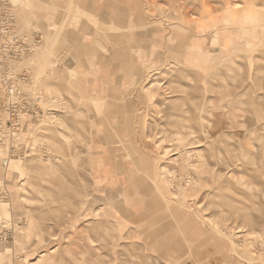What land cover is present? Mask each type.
Returning a JSON list of instances; mask_svg holds the SVG:
<instances>
[{
  "label": "rangeland",
  "instance_id": "1",
  "mask_svg": "<svg viewBox=\"0 0 264 264\" xmlns=\"http://www.w3.org/2000/svg\"><path fill=\"white\" fill-rule=\"evenodd\" d=\"M156 1H170L171 7H159L158 14L151 16L164 19L173 28L183 23L193 30L203 19L227 15L226 9L242 13L231 14V19H243L244 7H238L241 4L252 5L264 15V0ZM64 2L67 8L62 7ZM12 3L17 34L29 41L39 36L42 43L30 56L9 63L8 71L1 67L0 57V264H51V257H41L54 249L48 242L51 236L47 230L61 222L60 218L69 219L70 194L88 187L84 182L76 184L74 177L85 175L92 154L94 120L102 116L103 106L88 101L78 88L91 62L85 51L90 40L82 39L85 34H76L83 27L71 19L74 0ZM61 11L66 12V17L57 22L54 18ZM259 23L264 27V21ZM140 29L146 30L132 25L125 32ZM259 64L250 61V80L264 77V71H258ZM175 75L173 71L165 77L171 83ZM153 79L152 73L145 75L137 94L146 96L156 90L161 93L168 85ZM12 86L15 92L11 94ZM191 90L186 87L184 96L189 97ZM225 90L217 88L215 92L210 83L201 88L200 102L193 94L199 105V121L195 119L197 111L192 100L183 105L189 112L184 136L171 138L166 134L169 129L165 127V114L170 104L160 108L156 105V109L151 105L152 110H146L144 127L157 145L150 149L157 150L140 153L148 163H144V176L152 179L137 182L135 187L146 200L160 203L151 210L157 213L148 216L146 230L141 234L152 231L150 236L161 241L162 246L153 251L156 255L142 250L138 259H130L131 264H167V239L173 253L181 256L179 261L168 264H264V103L245 105L243 99L232 103V97L227 98L231 103H214L213 96L219 97ZM161 95L168 102L171 98L165 97L176 94ZM173 107L180 117V112L175 111L177 105ZM150 113L160 121H151ZM219 113L229 122L228 128L220 127L221 132L215 126ZM244 120V131L251 134L227 135L229 129H236L237 123ZM172 130L177 129L173 126ZM119 154L129 159L138 156L126 151ZM94 186L93 183L91 187ZM170 204L173 212L168 216L161 208ZM129 254L122 252L123 264H130Z\"/></svg>",
  "mask_w": 264,
  "mask_h": 264
},
{
  "label": "crops",
  "instance_id": "2",
  "mask_svg": "<svg viewBox=\"0 0 264 264\" xmlns=\"http://www.w3.org/2000/svg\"><path fill=\"white\" fill-rule=\"evenodd\" d=\"M74 4L71 19L83 27L76 34H85L82 39L90 40L85 51L91 64L86 66L78 88L88 101L102 104L103 114L94 120L92 154L86 163L85 175L74 177L76 184L84 182L88 187L70 194L71 206L67 209L70 217L60 218L61 222L48 227L51 236L48 242L54 249L41 257H51V264H123L120 256L127 251L131 264L130 259H138L142 250L156 255L153 251L162 246L161 241L150 236L152 231L141 234L146 230L148 216L157 213L151 210H156L160 203L146 200L135 187L137 182L152 179L144 176L147 161L140 153L157 150L150 149L157 145L149 139V129L144 127L146 110H152L151 105L156 109V105L160 108L162 104H170L166 107L171 114H165V127L169 129L167 136L173 138L178 135V129L182 136L187 134L189 112L183 108L189 103L183 94L186 87L196 88L198 102L201 88L211 83L215 92L217 88L228 90L219 97L213 96L214 103H231L227 100L231 97L232 103L238 99H243L245 105L264 103V77L250 80L252 74L248 67L253 60L260 62L258 71H264V27L221 14L212 22L197 23L193 30L183 23H176L173 28L164 19L151 16L158 14L159 7H171L170 1L164 4L156 0H74ZM62 7L67 8V3ZM236 14L242 16V13ZM65 17L66 12L61 11L54 19L58 22ZM132 25L146 30L125 32ZM132 44L138 47H130ZM173 71L176 79L170 83L165 74ZM148 73L154 75L153 80L174 87L176 95H171L167 102L159 90L146 96L137 94ZM173 104L177 105L175 111L180 112V117L172 110ZM149 115L151 121H160L153 113ZM194 116L199 121L200 110ZM173 118L179 119V123H173ZM216 120L215 126L220 132L221 126L229 127L228 118L223 114L219 113ZM245 123V120L238 122L236 129H229L227 135L251 134L244 131ZM173 126L176 131L172 130ZM149 136H152L150 131ZM124 151L138 156L126 158L119 154ZM93 183L95 186L91 187ZM161 209L164 214L172 215V204ZM169 228L172 229V223ZM169 241H164V247L170 249L166 254L167 264L181 257L173 253Z\"/></svg>",
  "mask_w": 264,
  "mask_h": 264
},
{
  "label": "built area",
  "instance_id": "3",
  "mask_svg": "<svg viewBox=\"0 0 264 264\" xmlns=\"http://www.w3.org/2000/svg\"><path fill=\"white\" fill-rule=\"evenodd\" d=\"M41 37L35 36L32 40L22 38L17 34V16L12 0H0V57L1 67L5 71L10 69L9 63L21 60L34 53L41 45ZM6 84H11L8 77ZM11 94L15 89H11Z\"/></svg>",
  "mask_w": 264,
  "mask_h": 264
},
{
  "label": "bare ground",
  "instance_id": "4",
  "mask_svg": "<svg viewBox=\"0 0 264 264\" xmlns=\"http://www.w3.org/2000/svg\"><path fill=\"white\" fill-rule=\"evenodd\" d=\"M91 5V4H90ZM91 7V6H90ZM238 7H240V8H243V13H244V16H243V20H246L248 23H250L251 25H256L257 23L258 24H261V23H259V22H263L264 21V15L263 14H261V13H259L252 5H243V4H241V5H238ZM237 8V7H236ZM247 8V9H246ZM249 8H251V10H248ZM233 9V8H232ZM229 9H226L225 10V12L224 13H231V14H235L237 11H236V9H234L233 11H228ZM174 11H175V9H174ZM231 14H227L228 15V18H230L231 17ZM215 15V14H214ZM230 16V17H229ZM195 19V18H194ZM213 19L215 20V19H217L216 17H212L211 19L210 18H207L206 20H202V21H200L199 23H198V25H202V24H205V23H207V22H212L213 21ZM206 21V22H205ZM71 37H73L72 35H71ZM70 40V39H69ZM75 41V40H74ZM72 42V41H71ZM80 42V41H79ZM138 46V45H137ZM136 46V47H137ZM135 48V47H134ZM162 58V57H161ZM165 74V73H164ZM137 84V83H136ZM161 84V83H160ZM139 85V84H138ZM166 92H170V93H175L176 92V90L174 89V87H170L169 85H167V86H165L164 87V89H163V91H162V93H166ZM185 92V91H184ZM194 93H196V88L194 87V88H192V90H191V92H190V96L189 97H187V99H188V101L189 100H192V105L196 108L195 110L197 111V112H199V110H198V108H199V105L198 104H196V103H198V102H195L196 100H194V98H193V94ZM167 96H168V93L166 94ZM170 98V97H169ZM205 104V103H204ZM226 105V104H225ZM162 106V105H161ZM62 110V109H61ZM177 112V111H176ZM169 113V112H168ZM208 114V113H207ZM177 118H178V116H177ZM207 119V118H206ZM208 122V121H207ZM178 123V122H177ZM182 123V122H181ZM71 131V130H70ZM178 135H180V136H182L181 135V133H180V131L177 133ZM257 134V133H256ZM167 140V139H166ZM253 215V214H252Z\"/></svg>",
  "mask_w": 264,
  "mask_h": 264
}]
</instances>
